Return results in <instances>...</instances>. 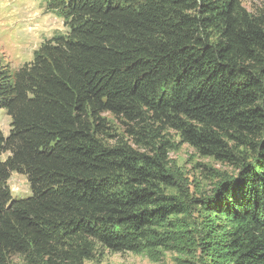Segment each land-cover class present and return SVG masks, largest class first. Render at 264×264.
I'll return each mask as SVG.
<instances>
[{
	"label": "trees",
	"instance_id": "obj_1",
	"mask_svg": "<svg viewBox=\"0 0 264 264\" xmlns=\"http://www.w3.org/2000/svg\"><path fill=\"white\" fill-rule=\"evenodd\" d=\"M42 1L65 34L0 68V264L167 250L195 203L230 225L204 264H264V15L239 0ZM167 132L234 174L209 198L169 194ZM12 175L28 197L12 198Z\"/></svg>",
	"mask_w": 264,
	"mask_h": 264
},
{
	"label": "rangeland",
	"instance_id": "obj_2",
	"mask_svg": "<svg viewBox=\"0 0 264 264\" xmlns=\"http://www.w3.org/2000/svg\"><path fill=\"white\" fill-rule=\"evenodd\" d=\"M239 2L249 14L256 17L264 15V0H239ZM65 32L62 22L44 10L42 0H0V68L11 73L16 72L31 62L34 52L41 43ZM103 117L108 121L110 137L122 138L129 144L122 123L108 115ZM9 124V118L0 112V130L4 137L9 132ZM166 134L173 145L168 153L167 169L177 182L176 188L168 190L169 194H177L179 188L188 203L209 198L214 187L223 177L234 174L233 167L200 157L192 148L180 145L174 133ZM0 157L4 161L7 156ZM8 187L15 200L29 196V188L24 176L13 175ZM197 204H188L190 207L187 214L179 218V224L185 226L180 229L187 233L185 239L176 242L167 250L159 249L150 255L97 250L93 258L84 264H204L208 262L211 242L219 241L230 225L216 221L215 214H208ZM218 228L221 231H217ZM11 262L25 264L19 257L13 258Z\"/></svg>",
	"mask_w": 264,
	"mask_h": 264
}]
</instances>
